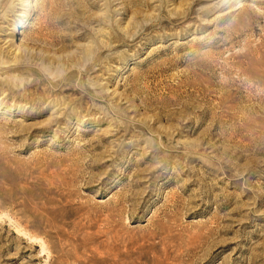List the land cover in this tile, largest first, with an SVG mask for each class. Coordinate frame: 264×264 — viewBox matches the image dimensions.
I'll return each instance as SVG.
<instances>
[{"label":"rangeland","instance_id":"rangeland-1","mask_svg":"<svg viewBox=\"0 0 264 264\" xmlns=\"http://www.w3.org/2000/svg\"><path fill=\"white\" fill-rule=\"evenodd\" d=\"M0 264H264V0H0Z\"/></svg>","mask_w":264,"mask_h":264},{"label":"bare ground","instance_id":"bare-ground-1","mask_svg":"<svg viewBox=\"0 0 264 264\" xmlns=\"http://www.w3.org/2000/svg\"><path fill=\"white\" fill-rule=\"evenodd\" d=\"M15 27H16V25L14 24V25H13V29H15Z\"/></svg>","mask_w":264,"mask_h":264}]
</instances>
